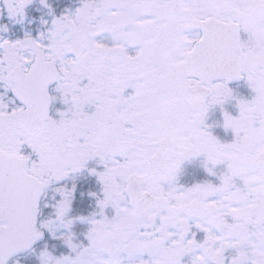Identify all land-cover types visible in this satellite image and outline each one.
Instances as JSON below:
<instances>
[{"label":"snow or ice","instance_id":"obj_1","mask_svg":"<svg viewBox=\"0 0 264 264\" xmlns=\"http://www.w3.org/2000/svg\"><path fill=\"white\" fill-rule=\"evenodd\" d=\"M0 264H264V0H0Z\"/></svg>","mask_w":264,"mask_h":264}]
</instances>
